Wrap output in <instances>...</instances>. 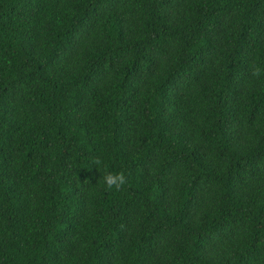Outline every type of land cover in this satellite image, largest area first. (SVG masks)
Segmentation results:
<instances>
[{"label": "trees", "instance_id": "trees-1", "mask_svg": "<svg viewBox=\"0 0 264 264\" xmlns=\"http://www.w3.org/2000/svg\"><path fill=\"white\" fill-rule=\"evenodd\" d=\"M253 66L264 0H0V264H264Z\"/></svg>", "mask_w": 264, "mask_h": 264}, {"label": "clouds", "instance_id": "clouds-1", "mask_svg": "<svg viewBox=\"0 0 264 264\" xmlns=\"http://www.w3.org/2000/svg\"><path fill=\"white\" fill-rule=\"evenodd\" d=\"M262 74H264V69H262L259 66H253L251 69V75L255 78H259ZM94 163L96 165H101L102 161L99 158H96L94 160ZM106 167V166H103ZM103 182L105 185V188L107 190H120L124 184L127 183L126 176L123 172H106L103 177Z\"/></svg>", "mask_w": 264, "mask_h": 264}]
</instances>
